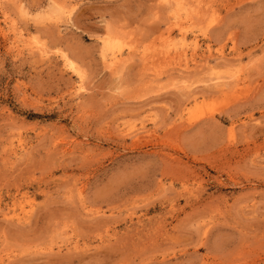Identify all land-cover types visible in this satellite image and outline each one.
Here are the masks:
<instances>
[{
    "label": "rangeland",
    "instance_id": "rangeland-1",
    "mask_svg": "<svg viewBox=\"0 0 264 264\" xmlns=\"http://www.w3.org/2000/svg\"><path fill=\"white\" fill-rule=\"evenodd\" d=\"M0 264H264V0H0Z\"/></svg>",
    "mask_w": 264,
    "mask_h": 264
},
{
    "label": "bare ground",
    "instance_id": "bare-ground-1",
    "mask_svg": "<svg viewBox=\"0 0 264 264\" xmlns=\"http://www.w3.org/2000/svg\"><path fill=\"white\" fill-rule=\"evenodd\" d=\"M54 1H55V0H54ZM61 1H62V0H61ZM57 2H59V1H57ZM67 2H68V1H67ZM70 2H71V1H70ZM48 3H49V2H48ZM68 3H69V2H68ZM59 4H60V2H59ZM69 5H70V4H69ZM73 5H74V4H73ZM62 7H63V6H62ZM62 7H61V8H62ZM66 7H67V6L65 5V8H66ZM67 9H69V8L67 7ZM56 10H57V7H56ZM30 12H31V11H30ZM67 12H68V10L66 11V13H67ZM69 12H71V11H69ZM69 12H68V13H69ZM27 14H28V13H27ZM31 15H32V14H31ZM14 25H15V24H14ZM39 50H41V49L39 48ZM44 51H45V50H44ZM117 57H118V56H116V55L113 56V59H114V60H113V64H114L115 62H117V60H116ZM118 58H119V57H118ZM111 60H112V59H111ZM118 62H119V61H118ZM119 63H120V62H119ZM111 66H112V65H111ZM114 66H115V65H114ZM116 66H117V63H116ZM65 67H66V66H65ZM74 71H75V70H74ZM76 72H77V71H76ZM78 76H79V81L81 82V80H82V77H81V76H82V75H80V73H79ZM80 82H79V83H80ZM82 82H83V81H82ZM82 82H81V84H82ZM77 85L79 86V89H84V88H82L83 84H82V85L77 84ZM86 89H87V88H86ZM14 204H15V203H14ZM19 204H20V203H18L17 205H18L19 208L23 211V210H24V209H23V206H20Z\"/></svg>",
    "mask_w": 264,
    "mask_h": 264
}]
</instances>
